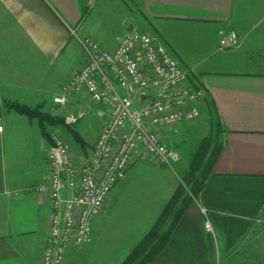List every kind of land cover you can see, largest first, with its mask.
<instances>
[{
	"label": "crops",
	"instance_id": "crops-1",
	"mask_svg": "<svg viewBox=\"0 0 264 264\" xmlns=\"http://www.w3.org/2000/svg\"><path fill=\"white\" fill-rule=\"evenodd\" d=\"M98 1L0 0V79L22 78L8 81L16 87L5 89L6 97L44 103L48 112L61 114L49 83L60 79L61 88L78 68L84 52L77 32L107 48L112 45L104 38L117 33V26L107 36L96 30L101 19L91 10ZM128 2L136 25L155 31L188 70V84L204 89L198 121L207 114L221 146L205 188L151 264H264L258 255L264 251V70L243 68V58L236 57L251 27L254 10L247 6L256 0ZM229 29L242 38L240 47L220 46V31ZM69 47L75 52L71 67L62 59ZM71 102L81 105L77 97ZM3 119L0 264H43L51 208L34 187L48 176L51 144L36 120L16 112ZM189 123L162 128L163 141L185 136ZM178 171L137 154L129 176L95 219L92 241L72 242L63 264H118L156 222L180 184ZM202 207L213 232L205 228Z\"/></svg>",
	"mask_w": 264,
	"mask_h": 264
},
{
	"label": "built area",
	"instance_id": "built-area-1",
	"mask_svg": "<svg viewBox=\"0 0 264 264\" xmlns=\"http://www.w3.org/2000/svg\"><path fill=\"white\" fill-rule=\"evenodd\" d=\"M240 42L236 30L220 31L223 49L238 48ZM80 45L84 52L81 68L53 100L63 105L68 94L82 88L93 102L111 103L112 109L93 142L91 156L82 164L73 161L66 140L53 137L48 176L34 187L51 208L43 264H63L72 242L92 240L95 219L140 150L161 165L173 166L179 155L157 130L198 119L205 95L204 89L188 84V70L155 34L133 29L113 48L92 37L81 38ZM82 116L69 115L66 121L75 123ZM202 212L205 228L213 232L208 210L202 207Z\"/></svg>",
	"mask_w": 264,
	"mask_h": 264
},
{
	"label": "rangeland",
	"instance_id": "rangeland-1",
	"mask_svg": "<svg viewBox=\"0 0 264 264\" xmlns=\"http://www.w3.org/2000/svg\"><path fill=\"white\" fill-rule=\"evenodd\" d=\"M127 3H129L128 0H99L98 3L91 10L92 13H95L97 15V20L101 19L100 20L101 24H98L99 26L96 27V30L102 33L103 35L104 32H106L105 35L110 34L109 30L111 29V27L112 28L115 26L118 27L116 31L117 33L114 34L115 36L113 38H110L107 35H106L107 37L104 38V39L106 38L108 39L107 40L109 41L108 43L112 45L111 48L115 47L120 42L122 36L125 33L133 29L152 33L159 37V35L155 31H152L145 26L139 27L136 25V23L134 22V18H132V14L128 13L129 7ZM247 8L254 10V13L252 15L249 14L248 23L250 24L249 26L251 27L248 36L246 38V41L244 42L245 44H243V48L240 50L239 54L236 55V57L240 56L241 58H243V62H241L240 65L243 68H248L250 70H255V69L264 70V0H256V4L252 2V5L247 6ZM247 15L248 14L246 13L245 17ZM77 36H78V41L80 43V39L83 38L82 34L77 32ZM92 38L101 44L99 38L95 36H92ZM110 40L112 41L110 42ZM241 43H242V38L240 45ZM101 45L103 46V44ZM73 52L74 51H72L71 48L69 47L66 50L65 54H63L65 58L62 59H64L65 64L69 67L73 66L74 64L73 62L75 61V52L74 53ZM82 52H83V48H82ZM244 58H246L247 61ZM83 61H84V57L81 59L78 68L71 74L70 78L79 71ZM70 78L65 83L63 82L64 84L62 85L61 88L58 87V81L60 79H56L54 83L51 82L49 83V86L52 85L54 86L52 90V93L53 92L54 93L51 96L52 99H54L56 95H59L61 93V90L67 85ZM11 80L21 82L22 78L17 77L15 79H2V78L0 79V117L2 118V120H4L3 118L5 116V113L6 114L11 113V112H4L3 110H1V106L3 105V99L10 98L9 95L8 97H6L4 93L5 89L9 90L12 89V87H16L8 83V81ZM75 97H77L78 100L80 101L81 104L80 106H78L77 104H71L72 98ZM27 101H30V99H27ZM53 103L55 104L54 100ZM31 105H35V104H31ZM62 107L63 109L61 111V115H64L65 117H68L69 115L77 116L78 114H83V116L77 119V121L75 122V127L81 132L82 136L86 139L88 146L82 148L78 143H76L73 140L72 136L62 127H58V128L51 127L52 135H53L52 137L56 135L66 140L70 145L73 161L76 164H82L91 156L93 142L98 136L101 129L103 128L106 121L109 119L112 105L111 103H102V104L95 103L90 99L89 95L85 92V90H83L82 88H78L72 91L71 94H68L67 101L65 104L62 105ZM100 107L101 110H98ZM186 129L187 131L185 132V136H179V137L175 136L171 138L169 141L167 140L165 142L170 149H173L179 155V159L173 164V167L177 168V170H180V172L178 171V174L185 173V171L192 163L196 151L198 150L199 146L203 143L202 141L204 140V138L210 136V134L214 131L215 126L208 119L207 114H204L201 118V121H198V119H196L195 121L189 123V126ZM157 131L162 136V129H158ZM50 144L52 145L53 143L51 142ZM144 153L147 152L140 150L137 154L143 155ZM129 174H127V176L123 180H125L129 176ZM118 188H119L118 184L114 186L109 196H111V193L116 195L118 192ZM258 255L260 256L261 260H263L264 262V251L263 253L262 251H260Z\"/></svg>",
	"mask_w": 264,
	"mask_h": 264
},
{
	"label": "trees",
	"instance_id": "trees-1",
	"mask_svg": "<svg viewBox=\"0 0 264 264\" xmlns=\"http://www.w3.org/2000/svg\"><path fill=\"white\" fill-rule=\"evenodd\" d=\"M195 88L199 89V87ZM1 110L16 112L31 121L36 120L42 136L50 143H53L51 127H62L82 148L88 146L86 139L75 127V123H68L64 115L48 112L44 103L31 105L17 99L4 98ZM202 142L188 169L183 174L179 173L180 184L152 228L118 264H151L168 245L186 209L199 198L205 188L210 169L220 152L221 146L215 142L213 132Z\"/></svg>",
	"mask_w": 264,
	"mask_h": 264
}]
</instances>
